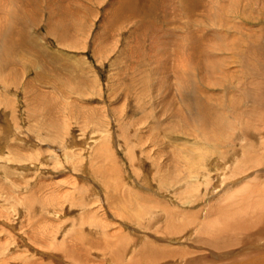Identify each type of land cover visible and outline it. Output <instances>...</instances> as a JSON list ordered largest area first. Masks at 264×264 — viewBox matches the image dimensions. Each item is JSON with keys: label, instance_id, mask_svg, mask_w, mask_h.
Wrapping results in <instances>:
<instances>
[{"label": "rangeland", "instance_id": "1", "mask_svg": "<svg viewBox=\"0 0 264 264\" xmlns=\"http://www.w3.org/2000/svg\"><path fill=\"white\" fill-rule=\"evenodd\" d=\"M23 1L0 0V56L12 60L0 63V264H264V231L220 248L205 231L231 192L264 186L262 164L233 165L247 139L256 143L239 127L264 133V105L258 122L235 120L240 85L216 88L208 103L219 126L205 131L186 108L195 84L213 94L210 56L225 32L204 13L229 0H198L203 9L196 0H146L148 9L143 0ZM238 1L248 14L241 39L264 47V0ZM130 11L147 18L132 22ZM193 40L200 64L189 61ZM179 71L189 74L184 88Z\"/></svg>", "mask_w": 264, "mask_h": 264}, {"label": "bare ground", "instance_id": "2", "mask_svg": "<svg viewBox=\"0 0 264 264\" xmlns=\"http://www.w3.org/2000/svg\"><path fill=\"white\" fill-rule=\"evenodd\" d=\"M187 1H186L185 6L186 5L188 6ZM23 2L29 3V0H26V1L24 0ZM195 2H197V8L203 9V8L207 7V5L202 4L203 2L201 3L198 0H196ZM221 2L224 3V0ZM131 3H133V2H131ZM141 3H142V6H141L142 8L147 7V9H148V6H145V5H147L146 0H143ZM189 3H190V1H189ZM204 3H206V2H204ZM212 3H214V1H212ZM239 3H240V1H238V0H236V1L229 0V2L227 4H230V6L227 8H225L226 7L225 6L224 7L225 11H224V9H221V10L218 9L216 11L217 14L215 13L216 14L215 16H212L214 13L212 14V12L209 10H207V11H209V15L207 14V11L204 13V17L206 19L208 18V20L212 22L211 28L213 31L225 32V35L222 36L223 39H221L223 41V43H222V41L219 42V39H218L219 43L216 42L214 44V46H212V44H211L212 51H216V53L212 52V54L210 56V61H212V62L209 65L210 66L209 75L211 76L210 78L212 79L211 86L213 87V94H211L210 96L205 94L206 90L209 88L208 84H206V83L202 84V88H201L199 86V84L197 83L194 85L193 101L192 102L189 101V103L186 106V108L191 113L192 117L194 119L200 120L199 124L201 125V129L204 131L207 130V128H213V130H216V128H218V126H219V124L215 123V121L217 119L215 121L213 120V118L215 116H217V114L219 112H217V110L214 108V106L211 103H208L211 98H214L216 96L214 93L216 88H218V89L221 88L222 90H225L227 88V89H230V91H231V89H232V91H234L233 88L235 86H233V84L235 83L236 87H238L237 84L240 85V89H238V91L240 90L239 91L240 94L237 95V97H235V95H234V97L237 99L235 100V98H234V100H233V97H232L230 99L231 102L229 103L231 109L233 108L232 114H235V111L240 110L239 115H237V116L235 115V118H233L235 120H238L239 118H241V119L242 118L243 119L248 118L249 119L248 121H250V120L257 121V119H255L256 114H258V112L260 110H263L262 106L264 105V94L260 90V88H262L260 81L261 80L264 81V76H263L264 68H262V67H264V47L261 44L263 42L262 41L260 42L258 39L253 38L251 40L252 45L250 44L251 45L250 46L248 44L249 39H241V37L243 36L242 35L243 31H242V27L240 26V22L243 21V19L247 18L248 14H246L245 6L244 7L239 6ZM206 4H208V3H206ZM135 5H133V6H135ZM168 6L166 5V7H168ZM171 6H173V5H171ZM174 6H175V4H174ZM174 6H173V8H174ZM213 6L215 7V4ZM222 6H224V5H222ZM166 7H164V8L166 9ZM118 11H119V9H118ZM166 11H168V10H166ZM123 12H124V10H123ZM149 12H150V10H149ZM210 12L212 15H210ZM130 13H131V11H130ZM141 13H139V12L131 13V17L129 16V18H131L132 22H136L139 18V15H140V18H141V16H143V14H141ZM190 14H193V12L192 13L190 12L189 16H190ZM146 16H148V15H146ZM166 16H168V15H166ZM166 16H164V17H166ZM143 17H145V16H143ZM146 18H141V19L146 20ZM172 18H173V16H172ZM141 19H139L138 22H140ZM256 19L259 20V18H256ZM145 20H141V24L143 25L141 27V28H143L142 30L148 29V27H147L148 21L145 23ZM234 20L237 22L234 23ZM250 20L253 21L252 18ZM164 21H165V18H164ZM166 21H167V17H166ZM233 23H234V26H233ZM212 30H211V32H212ZM256 30H257V28L255 29V31ZM176 31H178V30H176ZM232 31H233V34H231ZM178 32H180V31H178ZM49 33H50V31H49ZM263 33H262V35H263ZM178 36H179L178 41H176V42L173 41L175 45L176 44L178 45V42H180V34ZM0 38H2L1 34H0ZM247 38H248V36H247ZM212 40H213V38H211V41ZM21 41H22L23 45H24V43L25 44L29 43L26 40L21 39ZM9 42H11V41H9ZM195 42H196L195 40L192 41L191 49L194 52L193 56L198 55V58H196V56H195L194 59L192 58L193 60L190 58L189 61H193L197 64H200L202 62L201 61L202 56L200 55V54H202L201 50L203 51L204 49L201 46H199V45H201V43L197 44ZM154 44H155V42H154ZM232 44H235V46L238 44H242L243 51L241 52V55H240V52H238V49L236 47H234ZM164 45H167V44H164ZM168 45H169V43H168ZM200 47L202 48L201 50H200ZM13 49L15 51L16 47H14ZM164 50H166L168 52V54H170V51H168L167 48L166 49L164 48ZM4 54L6 55L7 53H4ZM165 55H163V56L166 57ZM172 55H173V53H172ZM6 56H8V54ZM6 56H2V55L0 56V63L1 64H7L6 61H8L10 64V61H12V60L8 59ZM173 56L178 57L179 55L177 56L174 54ZM230 59H232L233 61L232 62L228 61ZM3 60H5L6 63L5 62L3 63L2 62ZM166 61L168 62L169 60H166ZM222 61H223V63L224 62L226 63V65L223 66V67H225V71H222L223 70L222 69L219 72H224L225 77L227 76L228 77L227 79H229L228 83L227 82L222 83V82H219L218 80L215 81L213 79V77L215 75H217V72L219 69L217 66H220ZM30 62L32 63V61H30ZM0 68H1V66H0ZM233 68H235V69H233ZM248 69H250L249 72H248ZM3 70H5V68H3ZM236 72H238V75L236 74ZM188 75L189 74L186 72H182L180 74V71H179L178 79H176L178 81V83H176V84H178V86H179L180 82H181V83H183V88H184L185 85L187 84V82L189 81V79H187ZM227 79H226V81H227ZM229 94H231V93L229 92ZM231 96H233V95H231ZM203 97H206L205 98L206 101L203 100L204 99ZM238 97H240V98H238ZM243 101H244V104H243ZM245 102L251 103V105L248 107L245 106V109L241 110L240 104L243 106L246 104ZM161 103H163V102H161ZM137 108H139V107H137ZM229 112H231V110ZM160 115H161V117L164 116V114H160ZM232 116L234 117V115H232ZM179 120L180 119L178 118V121ZM144 121H146V119ZM249 124L250 123L246 122L245 124H242L241 127H239L240 128L239 130L241 132V138L246 137V139H247V137L250 136V134H248V133H253V134H251V137L256 140V143L251 144L250 140L247 139L246 142H248V143H247L246 148H244L241 151V157L238 158L237 164L236 163L233 164V165H235V169L238 168L239 163L240 164L243 163V165L240 166L242 169L244 167H247V165L255 166V165L262 164V166H264V133H262V130H259V127H257V126L253 125L252 127L249 128L248 127ZM258 124H260V123H258ZM151 127H153V126L151 125L150 128ZM237 132H239V131H237ZM228 139H233V137L230 136ZM3 141L4 140H2V142ZM155 142L159 143L161 141H158V139H156ZM218 144L219 143H216L217 146H219ZM227 144H228V142H227ZM154 145H156V144H154ZM7 148L10 150L13 149L12 146L7 147ZM216 148H219V147H216ZM9 152H8V155H9ZM218 153L221 155L224 154V152H218ZM233 155L237 156L238 154L236 152H233ZM213 157H214V155H213ZM216 158L218 160L220 158V160H223V164L225 163L224 157H216ZM262 166H260V167H262ZM199 171H198V174L201 173ZM263 184H264V182H263ZM251 188H252V191H251ZM249 190H250V192H249ZM248 192L250 193V198H246V194ZM242 194H244V195H242ZM256 196H257V199L255 198ZM218 208L219 209L215 210V214H216V217L219 218L220 220L210 223L205 229V231L208 234L213 236V239H210V241H208V244L211 245L212 247H213V245H215L216 247L220 248V246H222V245H228L230 241L236 242V240L232 239L234 235H236V236L242 235L244 237L249 236L252 238L253 234L256 233L258 235L264 231V186H260V189H254V187L246 186L239 191L234 190L233 192L230 193L227 206L225 208H223V207H218ZM189 224H186V226ZM183 228H185V227L183 226ZM259 228L261 231H259ZM226 240H228V241H226Z\"/></svg>", "mask_w": 264, "mask_h": 264}]
</instances>
